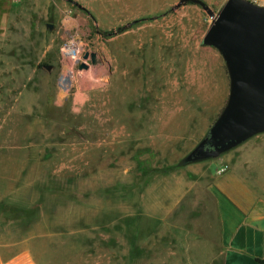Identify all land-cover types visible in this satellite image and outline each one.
Returning a JSON list of instances; mask_svg holds the SVG:
<instances>
[{"label": "rangeland", "instance_id": "374dc122", "mask_svg": "<svg viewBox=\"0 0 264 264\" xmlns=\"http://www.w3.org/2000/svg\"><path fill=\"white\" fill-rule=\"evenodd\" d=\"M85 1L102 26L121 22ZM179 1L133 0L155 18L124 39L95 35L91 19L71 30L101 62L67 90L60 19L84 11L9 1L35 15L18 13L0 35V264H220L208 190L220 157L180 162L223 109L229 80L200 44L211 19ZM201 1L217 13L227 0Z\"/></svg>", "mask_w": 264, "mask_h": 264}, {"label": "crops", "instance_id": "0c3cea01", "mask_svg": "<svg viewBox=\"0 0 264 264\" xmlns=\"http://www.w3.org/2000/svg\"><path fill=\"white\" fill-rule=\"evenodd\" d=\"M9 1L0 0V24H2L0 35L3 30L12 31V24H18V20L12 19L14 16L18 17V13L27 12L30 18L35 15L33 9L28 8L27 11L19 4L12 5ZM19 1L28 3L31 0ZM72 1L80 5L85 13H81L77 18H69L65 22L60 19L61 28L65 32L73 29L78 32L81 23L91 19L102 31L115 30L116 26L121 25L123 28L121 36L124 39L131 32L142 31L147 18H155L146 17L140 4L129 6L133 0H94L99 2L98 15L107 17L110 21L119 18L121 21L115 27L111 26L113 22H107L108 25L102 26L96 20L91 2ZM3 5L6 7L2 8ZM48 7L42 9V15H48ZM46 27L48 28L49 25ZM209 53L212 54L213 60H220L217 52L209 51ZM219 162L221 167L215 170L214 175L211 174L212 182L208 189L212 196L218 227L214 255L220 258V264H258L256 259L264 260V133L252 137L220 156ZM211 167L209 163V172Z\"/></svg>", "mask_w": 264, "mask_h": 264}, {"label": "water", "instance_id": "95a60500", "mask_svg": "<svg viewBox=\"0 0 264 264\" xmlns=\"http://www.w3.org/2000/svg\"><path fill=\"white\" fill-rule=\"evenodd\" d=\"M187 3L199 6L212 21L200 44L222 58L229 91L218 117L181 165L217 159L264 133V6L227 0L215 13L201 0H180L174 9ZM83 59L92 66L101 62L96 53H86ZM88 68L80 63L76 69Z\"/></svg>", "mask_w": 264, "mask_h": 264}, {"label": "built area", "instance_id": "2783aa9c", "mask_svg": "<svg viewBox=\"0 0 264 264\" xmlns=\"http://www.w3.org/2000/svg\"><path fill=\"white\" fill-rule=\"evenodd\" d=\"M72 10L65 11L64 15L61 17V21L65 22L67 19L72 18ZM67 36L63 40L61 46L59 47V60L61 63V72L58 79V84L63 90H67L71 85V78L76 72H78L77 65L80 63H86L90 67L89 60H84V54H89L85 51V45L83 44L81 38L78 37L76 33L71 31H66ZM64 74L69 75L68 84H63L61 80L64 78Z\"/></svg>", "mask_w": 264, "mask_h": 264}, {"label": "trees", "instance_id": "16d2710c", "mask_svg": "<svg viewBox=\"0 0 264 264\" xmlns=\"http://www.w3.org/2000/svg\"><path fill=\"white\" fill-rule=\"evenodd\" d=\"M68 2H72V0H67ZM123 31V28L122 27H118L116 28L115 30H111V31H101V30H98L97 33H99L101 36L103 37H113L115 35H119L121 34ZM39 67L41 65H38ZM7 219V217H5ZM26 221L23 222V225L25 226L26 225ZM258 264H264V260H260V259H256L255 260Z\"/></svg>", "mask_w": 264, "mask_h": 264}, {"label": "bare ground", "instance_id": "6f19581e", "mask_svg": "<svg viewBox=\"0 0 264 264\" xmlns=\"http://www.w3.org/2000/svg\"><path fill=\"white\" fill-rule=\"evenodd\" d=\"M61 82H62V81H61ZM63 82H64V80H63ZM63 82H62V83H63ZM60 88H61V87H60Z\"/></svg>", "mask_w": 264, "mask_h": 264}]
</instances>
